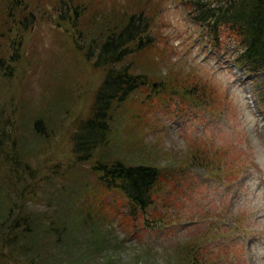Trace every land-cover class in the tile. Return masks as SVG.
<instances>
[{"label":"rangeland","instance_id":"rangeland-1","mask_svg":"<svg viewBox=\"0 0 264 264\" xmlns=\"http://www.w3.org/2000/svg\"><path fill=\"white\" fill-rule=\"evenodd\" d=\"M11 1L0 4V143L16 151L0 152V221L22 209L43 229H66V249L43 237L48 264H188L192 253L201 264H264V108L254 97L264 76L236 63L226 28L195 21L198 0H24L37 21L20 43L6 36ZM132 15L148 19L152 38L127 58L132 70L171 91L145 87L117 105L106 153L80 163L72 138L103 83L93 59L102 22ZM15 42L21 61L7 75ZM39 117L44 134L33 131ZM100 157L161 170L147 223L97 181ZM11 243H0V264H27Z\"/></svg>","mask_w":264,"mask_h":264},{"label":"trees","instance_id":"trees-1","mask_svg":"<svg viewBox=\"0 0 264 264\" xmlns=\"http://www.w3.org/2000/svg\"><path fill=\"white\" fill-rule=\"evenodd\" d=\"M1 1L4 0H0V4ZM193 6L195 21L207 25L209 30H219L224 27L235 38L236 43L241 47L235 60L238 65L243 66L251 74L264 76V0H198L193 2ZM72 13L73 24L77 27L81 14L79 15L77 9H74ZM8 15L9 19L4 22L8 29L6 35L8 39L13 32L16 36L25 33L37 21L35 9L24 0H12L9 3ZM115 22L116 19L113 22L104 19L102 22L106 28V36L96 47L93 59L97 69L104 72L103 83L96 92L90 117L78 124L72 138L73 154L83 164L93 161L97 151L105 150L106 153L114 137L112 134L115 115L113 114L117 105L126 102L139 89L145 87L152 86L154 91L159 92V96L171 91L166 87L167 83L157 84L149 80L147 76L135 74L132 70L133 66L127 59L137 52L146 50L152 44L148 31V19L143 18L142 15H132L122 26H115ZM111 26L114 28L111 29ZM17 38L22 43L24 38L18 36ZM12 46H19V48L15 50L14 57H11L10 65L5 68L4 73L7 75H13L16 66L13 69L11 66L21 61V44L15 42ZM186 95L190 94L186 93ZM254 97L264 108V79L258 84ZM48 128L49 125L43 117H39L33 125V131L36 134H44V130ZM7 151L13 152L14 155L16 148L10 150L0 143V152ZM92 168L97 175V181L106 190L125 195L129 201L128 212L131 217L136 216L147 223L150 216H155L160 207H156L157 195L164 180L159 168L145 164L130 165L120 158L113 157L98 158ZM154 208L155 211L152 213ZM22 212V209H18L13 219L5 218L0 221V226H4L2 227L4 229L0 230V243L2 245L8 239L11 240L10 245L14 252L22 255L27 264H48V259L42 255L43 237L48 239L47 236L54 234L57 236V246L66 249L67 242L64 236L66 229L49 228L51 226L43 229L41 225L36 224L30 214ZM93 242L101 245L105 242V236L101 235L98 240H91L90 243ZM61 258V256L54 258L56 264L62 263ZM190 258L188 264H201L193 253Z\"/></svg>","mask_w":264,"mask_h":264}]
</instances>
